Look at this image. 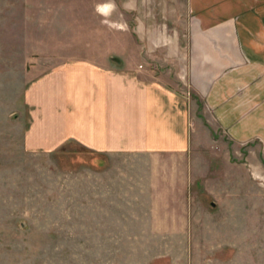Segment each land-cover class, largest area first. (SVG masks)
I'll return each mask as SVG.
<instances>
[{
    "label": "rangeland",
    "instance_id": "rangeland-1",
    "mask_svg": "<svg viewBox=\"0 0 264 264\" xmlns=\"http://www.w3.org/2000/svg\"><path fill=\"white\" fill-rule=\"evenodd\" d=\"M93 7L0 0V264H264V151L256 140L200 132L186 218L157 227L164 233L152 224L166 220L148 218L143 204L104 202L96 155L78 141L33 146L32 81L64 57L130 51L128 12L116 7L100 18Z\"/></svg>",
    "mask_w": 264,
    "mask_h": 264
},
{
    "label": "crops",
    "instance_id": "crops-1",
    "mask_svg": "<svg viewBox=\"0 0 264 264\" xmlns=\"http://www.w3.org/2000/svg\"><path fill=\"white\" fill-rule=\"evenodd\" d=\"M116 7L130 15V51L49 67L31 83L29 133L33 146L78 141L96 155L104 202L141 203L170 229L186 218L199 135L264 151V0H94L100 18Z\"/></svg>",
    "mask_w": 264,
    "mask_h": 264
}]
</instances>
